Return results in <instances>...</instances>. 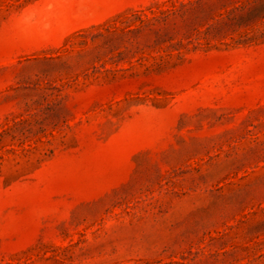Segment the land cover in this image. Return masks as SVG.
<instances>
[{
	"label": "rangeland",
	"instance_id": "374dc122",
	"mask_svg": "<svg viewBox=\"0 0 264 264\" xmlns=\"http://www.w3.org/2000/svg\"><path fill=\"white\" fill-rule=\"evenodd\" d=\"M0 264H264V0H0Z\"/></svg>",
	"mask_w": 264,
	"mask_h": 264
}]
</instances>
